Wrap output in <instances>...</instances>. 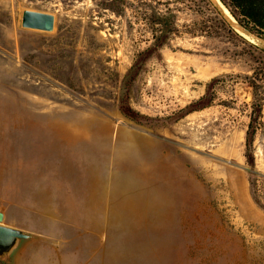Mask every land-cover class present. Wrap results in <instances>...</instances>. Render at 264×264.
Wrapping results in <instances>:
<instances>
[{"label":"rangeland","instance_id":"obj_1","mask_svg":"<svg viewBox=\"0 0 264 264\" xmlns=\"http://www.w3.org/2000/svg\"><path fill=\"white\" fill-rule=\"evenodd\" d=\"M197 5L0 0L1 221L35 236L0 264H264V64ZM24 10L52 33L24 30ZM154 14L175 23L160 48Z\"/></svg>","mask_w":264,"mask_h":264},{"label":"trees","instance_id":"obj_2","mask_svg":"<svg viewBox=\"0 0 264 264\" xmlns=\"http://www.w3.org/2000/svg\"><path fill=\"white\" fill-rule=\"evenodd\" d=\"M220 5L227 10L229 15L235 20V22L245 29L250 34L258 37L264 38V0H219ZM198 7H205L209 10L211 17L206 21L207 29L209 34L215 33L218 34L220 31H224L229 35H235L241 40V43L247 47L248 50H245L246 54L252 60L258 59L260 64H264V50L258 48L247 42L241 36L239 37L234 29L223 19L217 9L213 6L210 0H197ZM149 21V26L152 28L154 44L152 48H160L164 46V44L168 41V38L175 31V23L172 17L164 16V15H152L147 18ZM210 31V32H209ZM152 49L146 50L140 54V57L143 58L149 51ZM256 77H258L256 75ZM251 89L253 92V104H252V114L250 119V124L248 125V130L246 132V159L247 164L249 165L248 175L253 177L256 172H254V162L253 156L251 153V148L253 144V138L256 131V126L258 119H260V115L262 112V102L263 98L260 96L259 87L255 82V78L250 80ZM120 111L121 113L130 118V120L135 122H142L148 118L140 115L132 108L129 107L128 104L123 101L120 102ZM255 201V200H254ZM256 202V201H255Z\"/></svg>","mask_w":264,"mask_h":264},{"label":"water","instance_id":"obj_3","mask_svg":"<svg viewBox=\"0 0 264 264\" xmlns=\"http://www.w3.org/2000/svg\"><path fill=\"white\" fill-rule=\"evenodd\" d=\"M54 25H55V18L52 14L24 10L21 16V27L24 28V30L27 29V30H33L39 32L52 33V31L54 30ZM239 28L242 27L240 26ZM248 34L250 33L248 32ZM126 82L127 80L125 79L123 83L122 91L126 86ZM2 219H3V215L2 213H0V262H8L13 258L14 254L16 253L18 248H20L22 243L34 239L35 236H32L31 234L25 231L3 225L1 221Z\"/></svg>","mask_w":264,"mask_h":264},{"label":"bare ground","instance_id":"obj_4","mask_svg":"<svg viewBox=\"0 0 264 264\" xmlns=\"http://www.w3.org/2000/svg\"><path fill=\"white\" fill-rule=\"evenodd\" d=\"M215 3H216V5L220 8V10H222V12L224 13V15H225V17L233 24V25H235L237 28H239L238 27V25L234 22V20L232 19V17L229 15V13L227 12V10H225L220 4L221 3H219V1L218 0H213ZM231 26V25H230ZM239 29H241V28H239Z\"/></svg>","mask_w":264,"mask_h":264}]
</instances>
